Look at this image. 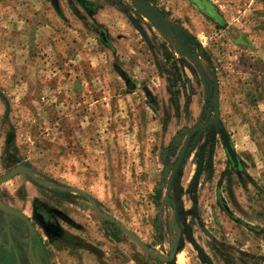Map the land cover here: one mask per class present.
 <instances>
[{
	"label": "rangeland",
	"instance_id": "rangeland-1",
	"mask_svg": "<svg viewBox=\"0 0 264 264\" xmlns=\"http://www.w3.org/2000/svg\"><path fill=\"white\" fill-rule=\"evenodd\" d=\"M30 1L0 0V177L19 165L28 168L0 186V198L28 214L34 201L62 214L63 237L51 242L53 264H167L112 228L89 201L44 183L84 190L153 252L170 257L179 231L166 191L177 156L165 162L163 153L170 137L179 135L173 144L181 148L191 129L214 118L210 87L216 80L221 121L241 170H234L219 135L207 141L209 132L195 142L171 196L181 210L180 254L187 264H205L195 239L214 264H264V0H141L205 49L209 60L197 54L207 86L195 63L179 53L176 38L164 35L134 0H85L96 4L93 16L82 0H56L59 10L53 0ZM27 3L32 7H23ZM37 6L43 12L33 13ZM29 16L35 24L27 47L37 67L47 66L50 53L58 59L53 73L14 82V34L26 29L15 23ZM130 18L143 27L152 50ZM141 56L165 74L169 92L126 97L134 92L118 66L142 86L154 80L146 63L134 69ZM93 98L99 102L91 105ZM76 129L95 138L77 141ZM124 132L134 134L123 138ZM201 148L205 166L192 184Z\"/></svg>",
	"mask_w": 264,
	"mask_h": 264
},
{
	"label": "water",
	"instance_id": "water-1",
	"mask_svg": "<svg viewBox=\"0 0 264 264\" xmlns=\"http://www.w3.org/2000/svg\"><path fill=\"white\" fill-rule=\"evenodd\" d=\"M134 1L137 3V6L139 8H143V10L146 12L148 18L150 19V21L156 27H158L164 35H171V36H174L176 38L177 44L179 47V53L183 57L188 59L189 61H193L195 63V65L198 68V71L200 73L202 83L205 86H207L210 83V80L207 76L206 69L203 65L201 57L197 54V52L193 51V49H190L189 46H187L183 43V39H186L185 34L187 31L184 30L183 28H181L176 23L169 20L168 18L162 16L158 12V10L154 9L151 5H149V4L144 5V3L141 0H134ZM130 19H131V22L133 23V25L135 26V28L140 32V34L146 40L148 45L150 47H152L151 40L148 37L145 30L143 29V27L140 25V23L135 18H130ZM170 31H173L174 34H170L169 33ZM126 81L129 85V87H133V85L131 84V82L128 79H126ZM210 90L212 91V105H211L212 107L210 108V110L214 112V119L209 121L205 125L198 126L194 129H192L189 132V134L187 135V137L184 141L180 155L178 157L176 164L174 165V167L172 169V172L170 174L169 181H168L166 199L168 202H170L173 205L174 216H175V226H176L177 230L179 231V237H178L177 245H176V247H175V249H174V251L170 257L162 255V254L157 253V252H153L149 248V246L145 242H143L134 232H132L130 229H128L124 225H122L115 217L105 214L101 210V208L99 207L97 201L95 199H93L84 190L67 188V187L60 186V185H57L54 183H49V182H45L44 185H46L52 189L67 191V192L75 193V194H78V195L85 197L86 199H88L91 202L95 212L97 213V215H99V217H101L105 221L112 222L113 224H115L119 229H121L124 233H126L128 236H130L132 238V240L147 255H149L150 257H153L159 261H165L167 264H177V259H178V256L180 254L181 242L183 241V238H184V231H183V227L180 223L181 210H180L179 204L175 199L171 198V193H172V190H173L176 182H178L180 180V176H181V173L184 169L185 161H186L187 156H188L190 141H191L192 137L195 134H197L199 137H202L203 134L205 133V131H207V129L210 126H213L215 128V131L217 132V134L220 135L221 139L223 140L225 148L228 152L229 157L231 158V160L234 164V167L238 168L240 165L239 158L235 152L232 141L230 140V138L227 134V131H226V129H225V127L221 121L220 86H219V82L217 80L214 81V83L211 85ZM200 155L201 156L203 155V151L200 152ZM203 166H204V158H201L199 165H198V169H197L196 174L193 178V183H195L199 179V176L201 175L202 170H203ZM27 171H28V168L25 166H18L17 168H14L8 175H5L4 177H0V185L8 182L9 180L14 178L18 174L26 173ZM11 211L15 212L14 210H11ZM192 244L195 247V249L198 251V253H199V255L203 261H206L208 264H213V262L211 261V259L207 255V253L204 251V249L196 241H193Z\"/></svg>",
	"mask_w": 264,
	"mask_h": 264
},
{
	"label": "flooded vegetation",
	"instance_id": "flooded-vegetation-1",
	"mask_svg": "<svg viewBox=\"0 0 264 264\" xmlns=\"http://www.w3.org/2000/svg\"><path fill=\"white\" fill-rule=\"evenodd\" d=\"M81 4L86 9V11H88L90 16L94 15V13L90 10V8L96 7L95 3L82 0ZM102 35L104 38L106 37L104 34H102ZM188 38L189 37H186V39L183 40V43L187 46H189V44H187ZM199 75H200V73H199ZM200 80H201V77H200ZM201 83H202V81H201ZM211 107L212 106L210 105L209 112L213 113V115H214V112L210 110ZM213 119L207 120L206 123H208L209 121H211ZM206 123H204V124L199 123L196 127L205 125ZM196 127H194V128H196ZM207 133H209V136H206L207 141H209L212 136L218 135L213 126H210L207 129V131H205V133L203 134L202 137H199L197 134H195L190 141V146H189V151H188V156H187L186 161L188 160L190 155L193 153V151H195V149H196V147H194L195 142H200L203 138H205V135ZM210 134H212V135L210 136ZM187 135H186V137H187ZM178 138H179V135H176L173 138L172 142L166 147V149L168 147L175 148L176 153L165 154L166 149L164 150L163 159L165 160V162H167V159L169 157H172L173 155L177 156V160H178L181 149L183 147V145L180 148V147H177L176 145L173 144V142L175 140H177ZM230 140H231V138H230ZM232 144H233V142H232ZM201 151H203L202 156L200 155ZM205 156H206V150H205V148H201L198 152V157H199V162H200L201 158H204V166H205ZM177 160H176V162H177ZM230 160H231V158H230ZM186 161H185V164H186ZM176 162L174 163V165L176 164ZM199 162H198V165H199ZM239 162H240V165L238 168H235L234 164L232 162L234 170L236 172L237 171L239 172L241 170L240 158H239ZM174 165H173V167H174ZM19 166H23V165H19ZM204 166H203V170H204ZM17 167H15V168H17ZM184 167H185V165H184ZM197 169H198V167H197ZM203 170H202V173H203ZM200 176H199V178H200ZM192 184H194L193 180H192ZM65 192H66L65 194L71 193V192H67V191H65ZM172 192H173V190H172ZM79 196H81V195H79ZM171 196H172V193H171ZM81 197L83 199L89 201L85 197H83V196H81ZM0 202L4 205V207H0V264H53V259L51 257V253H50L51 242L56 241L58 239H61L63 237V230H62V227L60 225V222L63 221L62 214L57 212V211H49L47 209V207L40 201H34L32 203L31 214H28L27 211H25L23 208H19V207H16V206L10 204L9 202L5 201L3 198H0ZM168 203H170V202H168ZM222 206L224 207L225 211L228 212L227 207L224 204H222ZM172 207H173V205H172ZM92 208H93V206H92ZM195 209H196V207H195ZM11 210H14L16 213L12 212ZM194 211H196V210H194ZM105 222H107L109 225H111L112 228L119 229L112 222H108V221H105ZM119 230H121V229H119ZM42 231H43V234H42ZM193 241H196V240L191 239V242H193ZM180 249H181V246H180ZM181 251H182V249H181ZM181 251H180V253H181ZM207 255L209 256V258L213 262L210 255L208 253H207ZM203 262L205 264H208L206 261H203ZM213 264H214V262H213Z\"/></svg>",
	"mask_w": 264,
	"mask_h": 264
},
{
	"label": "crops",
	"instance_id": "crops-1",
	"mask_svg": "<svg viewBox=\"0 0 264 264\" xmlns=\"http://www.w3.org/2000/svg\"><path fill=\"white\" fill-rule=\"evenodd\" d=\"M28 1H30V0H28ZM31 2L32 1H30V3ZM28 6L32 7V5H30L28 3L26 4V6H23V7L26 8ZM37 10L39 12L40 11L43 12L42 7L37 6L33 13L37 12ZM16 21H18V22H16L15 24H17L18 26H21V28H26V29L22 30V32L18 31V32H16L14 34V35H17V38L19 40V49H17L16 51H13L11 58H9L10 60L13 61L10 64V69H12V72H10V74L12 75V77H14V82H20L22 77H25V75L32 76V73H36L37 74L38 72H41V71L43 73H45V74L53 73V71H51L52 70L51 63H52V60L58 59L57 55L55 53H50L48 58H46V61H48L47 62L48 63L47 66H41L40 65L39 67L42 68V69L40 71H38L39 67H37L38 65H37V62H36L38 60V58H36V55L32 53L31 47H30V49L27 47L28 46L27 37H28V35L32 34L30 32V28L32 26H34L33 24H35V23H33V22H35L33 20V18H31L30 16L26 17V18L17 17ZM114 44L112 43L111 45L110 44H108V45H109V47L113 46L114 49H117L118 43H117V45L116 44L114 45ZM150 48L152 50V47H150ZM141 57H142V61H138L139 64H137L136 67L134 66L135 67L134 69L141 70V69L144 68L142 63H146L147 69H148V67H151L152 69H154L153 70L154 73L157 74V76H154V73H153V78H154V80L156 82H154V80H150L149 83H147V85L142 86V84H139V83L131 80V78H130L131 76H130L128 71L122 69L120 66H118L117 68L114 66L116 69H118V74L120 75L121 79H123V81L125 82L124 85L126 87H128V89H130V91L134 92L133 94H129L126 97H129V96L130 97H135V96H137L138 92H143V91H145L146 93H149V92L155 93V92H160V91L169 92V89H168L169 88L168 87L169 86L168 78L164 76L165 74H161L159 68H156L157 66H155V64L153 62L149 63V61H146L144 56H141ZM138 60H140V57H139ZM135 72H139V74H141V71H135ZM126 79H128L131 82L133 87H129ZM29 81H31V82L29 83L28 87L31 86L30 84L32 83L33 80L30 79ZM82 85L83 86L81 87V90H85V84L83 83ZM91 87L94 88L93 86H91ZM63 90H64V87H63ZM94 102L97 103L99 101H96L93 98L92 101H89L88 103L92 105ZM81 103L83 105L84 101H81ZM87 133L88 132L85 131L84 129H81V130L76 129L75 133H74L75 134L74 135L75 139H78L77 141H82V140H86V139L88 140L90 138H87ZM163 133H165V134L167 133L168 134L167 128H166V130L165 129L162 130V134ZM128 134H132L133 135L134 133L133 132H131V133L124 132L122 134L123 135L122 137L125 138L126 135H128ZM163 137H162V139H163ZM93 138H95V137L93 136ZM93 138H91V139H93ZM172 140H173V137H170L169 141L166 142V145H169L172 142Z\"/></svg>",
	"mask_w": 264,
	"mask_h": 264
},
{
	"label": "trees",
	"instance_id": "trees-1",
	"mask_svg": "<svg viewBox=\"0 0 264 264\" xmlns=\"http://www.w3.org/2000/svg\"><path fill=\"white\" fill-rule=\"evenodd\" d=\"M53 3H54V5H55V7L57 8V10H59V9H58L59 6H58L57 1H56V0H53ZM59 12H60V11H59ZM185 36H186V37H189V38H188V41H187V44H189V46H190L189 48H190V49H193V51H195V52H197V50H200L202 56H203L206 60H209V57H208V55H207L205 49H204L203 47H201L200 45H197V44L195 43L194 38H193L188 32H186ZM171 153H176V149L173 148V147H168V148L165 150V154H171ZM180 251H181V249H180Z\"/></svg>",
	"mask_w": 264,
	"mask_h": 264
},
{
	"label": "bare ground",
	"instance_id": "bare-ground-1",
	"mask_svg": "<svg viewBox=\"0 0 264 264\" xmlns=\"http://www.w3.org/2000/svg\"><path fill=\"white\" fill-rule=\"evenodd\" d=\"M177 264H187L185 258L181 254L177 259Z\"/></svg>",
	"mask_w": 264,
	"mask_h": 264
}]
</instances>
